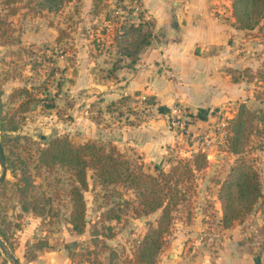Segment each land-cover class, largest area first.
Instances as JSON below:
<instances>
[{
  "label": "rangeland",
  "instance_id": "rangeland-1",
  "mask_svg": "<svg viewBox=\"0 0 264 264\" xmlns=\"http://www.w3.org/2000/svg\"><path fill=\"white\" fill-rule=\"evenodd\" d=\"M26 1L0 2V141L5 154L15 156L22 148L25 156L36 155L39 142L62 136L74 143L113 145L154 173L204 152V165L180 182L185 199L156 264L171 258L180 264H264V195L228 227L221 223L218 197L220 181L238 158L259 172L264 193V18L235 41L241 65L230 72L242 92L206 111H191L179 102L161 105L146 92L122 93L135 67L118 42L121 25L137 24L140 15L153 24L141 0H70L58 11L40 10L36 0L23 6ZM12 6L17 7L11 11ZM115 62L120 66L111 74ZM28 98L23 110L20 102ZM241 105L250 110L244 114L250 124L242 150L234 152L231 120ZM31 169L38 192L45 194L38 200L49 208L45 214L22 210L8 169L0 186V228L21 264H136L129 259L134 244L148 224L156 223L160 210L136 216L122 202L133 199L132 190L89 178L87 223L77 232L69 222L72 171L60 163L50 170ZM111 211L120 218H108ZM42 239L49 245L37 249ZM0 264H12L1 250Z\"/></svg>",
  "mask_w": 264,
  "mask_h": 264
},
{
  "label": "trees",
  "instance_id": "trees-1",
  "mask_svg": "<svg viewBox=\"0 0 264 264\" xmlns=\"http://www.w3.org/2000/svg\"><path fill=\"white\" fill-rule=\"evenodd\" d=\"M18 0H0L1 3L10 4ZM70 0H36L40 10L58 11ZM100 0H93L98 4ZM28 1L23 6H27ZM231 14L236 26L239 28H254L264 18V0H230ZM13 7V6H12ZM17 6H14L11 11ZM120 32L123 37L118 39L120 47L125 55L135 62L139 53L151 42L152 24L148 18L139 16V22L121 25ZM127 41V42H126ZM124 42V44H122ZM122 44V45H121ZM120 66L118 62L113 64V71ZM27 91V88H21ZM30 98L22 100V109H27ZM241 108L231 120L233 129L232 149L234 152L242 150L243 137H248L246 126L250 124L247 108ZM1 127H4L2 119ZM45 136H41V139ZM46 140V139H45ZM4 149V142L2 141ZM37 154L28 152L27 156L22 154V148L15 152V156L5 154V168L15 178L12 184L15 186L21 208L24 211H33L38 215L45 214L49 208L40 204V193L37 190L31 165L36 172L44 167L50 170L56 164H63L73 174V182L68 189L71 208L69 222L77 232H82L86 227V201L84 189L89 186V178H94L103 186L116 187L122 185L127 190L133 191V199H123L125 209L129 206L136 216L160 210L155 224H148L145 232L134 244L132 258L136 264H156L158 254L165 245V233L174 221L175 211L185 199L180 182L195 169H199L205 163L204 152H197L193 156H187L177 160L168 170L159 168L156 172L143 169L141 162H136L113 145L104 143L84 142L74 143L62 136L49 138L42 144L39 142ZM5 153V151H4ZM89 170H91L89 172ZM35 172V173H36ZM5 177L0 180V186L4 185ZM115 185V186H113ZM44 196L45 194L42 193ZM42 195V198H43ZM262 182L259 172L249 164L246 159L238 158L230 166L225 178L220 181L218 197L221 203L223 226H230L235 220L242 219L250 211L256 201L263 197ZM41 198V199H42ZM48 200V199H47ZM46 201V200H45ZM49 202V201H48ZM132 202H134L132 204ZM108 218L119 219L115 211H111ZM0 236L3 240L4 232L0 228ZM106 246V242H103ZM36 248L42 249L48 246L47 240L36 242ZM72 253H75L74 251ZM111 256L116 252L112 249ZM35 253L31 257H34Z\"/></svg>",
  "mask_w": 264,
  "mask_h": 264
},
{
  "label": "crops",
  "instance_id": "crops-1",
  "mask_svg": "<svg viewBox=\"0 0 264 264\" xmlns=\"http://www.w3.org/2000/svg\"><path fill=\"white\" fill-rule=\"evenodd\" d=\"M141 2L152 18V39L133 62L135 68L123 94L137 90L153 95L161 105L179 102L191 111H206L242 92L230 70L241 65L234 47L245 32L236 26L230 0Z\"/></svg>",
  "mask_w": 264,
  "mask_h": 264
},
{
  "label": "water",
  "instance_id": "water-1",
  "mask_svg": "<svg viewBox=\"0 0 264 264\" xmlns=\"http://www.w3.org/2000/svg\"><path fill=\"white\" fill-rule=\"evenodd\" d=\"M0 166H1L0 180H2V178L5 176L6 168H5V153L1 141H0ZM0 250L12 264H21L18 257L10 250V248L8 247V245L1 236H0Z\"/></svg>",
  "mask_w": 264,
  "mask_h": 264
}]
</instances>
